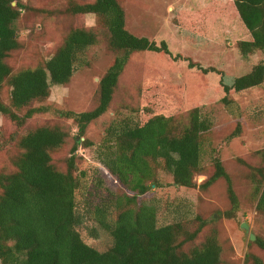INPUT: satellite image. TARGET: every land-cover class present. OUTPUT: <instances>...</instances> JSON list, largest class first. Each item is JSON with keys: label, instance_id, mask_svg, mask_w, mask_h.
<instances>
[{"label": "trees", "instance_id": "trees-1", "mask_svg": "<svg viewBox=\"0 0 264 264\" xmlns=\"http://www.w3.org/2000/svg\"><path fill=\"white\" fill-rule=\"evenodd\" d=\"M23 6V0H0V89L6 86L9 90L7 103L0 98V114L19 127L45 111L43 105L33 103L49 97L51 85L69 83L77 63L101 38L115 57L99 79L94 106L78 113L61 111L73 120L80 139L89 123L112 106L120 77L135 52L163 53L176 66L203 75L207 87L202 100L207 103L227 105L232 93L264 83V59L248 73L236 76L183 55L165 37L149 39L132 34L125 27L123 0L70 1L66 13L93 14L97 27H71L52 56L14 72L8 58L20 46L15 22ZM234 21L241 36L235 46L242 58L264 53V0H209L204 7L180 11L174 20L181 36L195 45L214 41L215 31ZM148 104H152L144 108L151 110L148 116L140 115L144 120L116 119L105 129L96 156L118 187L85 212L78 209L76 200L80 182L73 154L79 143L87 145L88 141L73 136L72 155L66 158L64 170L53 161V152L69 137L63 127L43 123L18 136L14 143L18 152L12 157L15 169L0 172L1 264H221L222 247L215 230L200 245L183 251L186 243L197 238L203 223L194 231L179 220L159 225L157 207L139 201L153 185L156 187L160 167L172 176L175 185L196 186L194 176L202 172L201 136L211 123L202 117L200 107H195L179 127L181 118L174 105ZM1 135L0 126V151H4L10 147ZM257 154L264 161V149ZM212 163L213 173L202 186L207 188L223 178L231 209L236 210L238 198L218 153ZM249 169L258 196L256 210L261 213L264 167ZM87 218L111 236L112 245L107 250L99 251L83 240L79 228ZM255 243L264 250L263 240Z\"/></svg>", "mask_w": 264, "mask_h": 264}, {"label": "rangeland", "instance_id": "rangeland-1", "mask_svg": "<svg viewBox=\"0 0 264 264\" xmlns=\"http://www.w3.org/2000/svg\"><path fill=\"white\" fill-rule=\"evenodd\" d=\"M70 1L82 3L92 0H23L20 17L15 22L20 46L8 58L14 72L34 67L52 56L71 27H97L93 14L66 13ZM208 1L123 0L125 27L138 37H165L175 50L206 66H215L236 76L248 73L264 59V53L259 51L242 58L235 46L241 38L236 21L222 30H216L212 35L214 41L201 45L193 44L179 33L174 22L178 13L204 7ZM114 57L115 53L101 38V42L88 48L77 63L69 83L51 85L49 97L33 103L43 105L44 112L35 114L20 127L0 114L1 137L8 141L10 147L0 151V172L14 171L12 157L18 152L14 146L18 136L43 123L59 125L69 132L66 143L53 152L55 165L66 169V158L72 155L73 136L79 137V134L73 120L61 111L78 113L94 106L99 79ZM206 87L203 75L176 66L163 53H132L120 77L112 106L89 123L84 136L78 139L88 141L87 145L79 143L73 154L76 156L75 174L80 182L76 191L78 209L81 212L88 208L93 210L94 205L118 187L115 177L96 156L105 129L112 121L144 120L140 115L146 113L145 116H148L151 110L145 111L144 108L152 107L153 103L149 105L148 102L154 101L160 106L165 103L174 105L180 114L178 126L181 127L190 117V112L200 107L202 117L207 118L211 126L201 136L202 172L194 176L196 186L186 188L175 185L172 176L160 167L155 177L156 187L153 185L139 197V201L157 207L159 225L179 220L194 231L203 223L197 238L186 243L183 251L200 245L215 230L222 247L221 264H264V250L255 243L257 239L264 241V212L256 210L258 196L249 179V166L264 167V161L257 154L264 149V83L232 93L227 105L202 100ZM8 94L6 86L0 89V98L6 103ZM217 153L237 195L239 205L236 210L231 209L223 178L207 188L202 186L213 173L212 158ZM89 215L93 217L92 213ZM242 223L248 224V232L241 227ZM79 231L85 243L99 251H105L112 245L109 233L89 218L85 219ZM250 233L255 236L254 241L249 239Z\"/></svg>", "mask_w": 264, "mask_h": 264}, {"label": "water", "instance_id": "water-1", "mask_svg": "<svg viewBox=\"0 0 264 264\" xmlns=\"http://www.w3.org/2000/svg\"><path fill=\"white\" fill-rule=\"evenodd\" d=\"M12 4L15 5V2H12ZM78 138H79V137H78ZM241 227H242L246 232H248V230H249V226H248L247 223H242V224H241ZM249 239H250L251 241H254V240H255V236H254L252 233H250V234H249Z\"/></svg>", "mask_w": 264, "mask_h": 264}]
</instances>
